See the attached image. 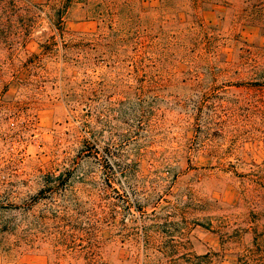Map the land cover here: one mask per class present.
Segmentation results:
<instances>
[{
	"label": "rangeland",
	"instance_id": "rangeland-1",
	"mask_svg": "<svg viewBox=\"0 0 264 264\" xmlns=\"http://www.w3.org/2000/svg\"><path fill=\"white\" fill-rule=\"evenodd\" d=\"M107 1L61 29L62 0L0 8V264H233L264 210V8Z\"/></svg>",
	"mask_w": 264,
	"mask_h": 264
},
{
	"label": "trees",
	"instance_id": "trees-1",
	"mask_svg": "<svg viewBox=\"0 0 264 264\" xmlns=\"http://www.w3.org/2000/svg\"><path fill=\"white\" fill-rule=\"evenodd\" d=\"M21 0H0V8H3L5 11V8L8 6L11 7H17V3H19ZM62 6L58 8L55 12L52 18L50 20L52 21L51 24L53 26H57L58 29L62 28L64 18L66 14L68 13V9L76 4L81 5H95L97 9L93 12L97 15L99 18H103L104 20H109L113 17V14H109L110 10L112 8L111 1L107 0H62ZM248 4H251L250 7L261 9L264 8V0H246ZM250 8V9H251ZM32 10V7L28 9L30 12ZM14 10V8L12 9ZM262 10V9H261ZM260 10V11H261ZM259 11V12H260ZM256 12V18H252L254 21L262 22L264 23V18L261 13ZM33 19H31V23L27 26L29 31H31L34 28V24H36V18L33 16ZM261 19V20H260ZM0 21L1 16H0ZM262 23V25H264ZM6 25H3L0 22V43L7 46L8 49L13 51L15 47H17V43L13 36L8 32ZM6 28V29H5ZM20 34H18L19 36ZM23 35V34H22ZM26 36H22L24 39ZM110 166V165H109ZM112 168V167H110ZM120 168V167H119ZM111 170V169H110ZM122 174L127 176L129 175L130 168H128V165L122 168ZM257 176V175H256ZM250 217H251V223L252 228L250 230L251 233V240L249 243L241 244L242 235L237 236V240H235L233 243L236 245L234 247L237 248L236 252H234L232 255L235 257L233 264H264V210H261L258 208L257 204L254 203V208L252 211H250ZM157 240L162 241L165 236L161 234H157ZM238 243V244H237ZM235 248H233L234 250ZM149 249L146 250V253ZM158 252L159 257L164 256V258H169V260L174 261L173 264L176 262L177 255L174 258V255L176 254V250L173 248H161L155 250ZM155 253V252H154ZM150 254H153L150 252ZM157 255V254H156ZM149 255H145L144 258L148 259ZM218 254H211L207 253L204 255H195L192 253H185L181 258L183 259L184 264H216ZM155 257V256H154Z\"/></svg>",
	"mask_w": 264,
	"mask_h": 264
}]
</instances>
